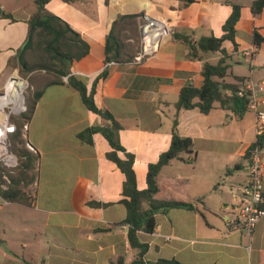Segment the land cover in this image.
I'll list each match as a JSON object with an SVG mask.
<instances>
[{
	"label": "crops",
	"instance_id": "1",
	"mask_svg": "<svg viewBox=\"0 0 264 264\" xmlns=\"http://www.w3.org/2000/svg\"><path fill=\"white\" fill-rule=\"evenodd\" d=\"M254 1L51 0L46 5L49 14L81 36L89 53L72 63L62 84L47 86L56 76L46 70L23 76L31 79L32 93L42 91L26 136L38 162L34 180L23 187V200L8 201L0 194V264H118L121 257L131 264L135 259L129 226L123 224L126 177L108 158L112 148L100 130L110 122L88 109L69 77L82 81L88 94L95 88L98 109L110 112L121 125L114 131L115 141L126 151L118 154L134 155L140 190L146 188L149 165L169 150L176 118L179 135L193 141L192 154L161 170L155 198L192 203L195 210L158 213L155 231L139 232L140 241L149 244L147 264L161 260L264 264V218L251 237L227 226L249 202L244 192L249 185V151L257 142L262 144L264 161V136L256 134L255 113L247 110L238 118L219 105L209 114L198 108L178 112L175 107L185 86H202L204 63L215 64L222 57L201 53L200 58L190 59L187 46L175 34L189 35L194 42L203 36H221L232 4L242 9L237 47L231 41L224 43L231 66L227 81L243 77L244 83H264V10L254 15ZM0 11L10 15L0 17L2 93L10 80L20 76L18 56L28 40L35 0H0ZM139 13L161 30L158 51L141 64L134 60L106 64V39L114 22ZM256 32L263 39L260 47L254 43ZM140 36L142 40L141 28ZM141 40H129L136 55ZM104 70L108 76L94 87ZM260 92L264 100V85Z\"/></svg>",
	"mask_w": 264,
	"mask_h": 264
},
{
	"label": "trees",
	"instance_id": "2",
	"mask_svg": "<svg viewBox=\"0 0 264 264\" xmlns=\"http://www.w3.org/2000/svg\"><path fill=\"white\" fill-rule=\"evenodd\" d=\"M50 1L35 0L36 11L29 22L28 40L18 56L22 71L31 73L46 70L56 76V79L47 86L62 84L63 77L68 76L70 73L72 63L81 60L89 53V45L81 39L79 34L72 30L67 22L46 11V5ZM64 1L69 2L72 0ZM194 2L195 0H186L187 4ZM232 7V14L225 22L221 36H203L194 42L189 35L175 34V38L187 46L190 59L200 58L201 53H220L222 55L221 59L215 64L204 63L202 69L204 81L201 87L189 84L181 90L179 100L175 105L178 112L183 109L198 108L201 113L209 114L217 105L234 113L238 118H242L247 112L249 99L246 94L240 95L244 78L234 77V82L227 81V77L230 76L229 69L231 66L228 63L230 56L224 49V43L231 41L237 47L235 42L236 25L240 19L242 9L241 6L236 4H232ZM251 9L254 15L261 14L264 10V0H255ZM7 16L10 15L0 11V17ZM145 23L153 24L146 19L144 13L118 17L106 39V64L132 62L135 59V46L129 40L134 39L136 43L140 42V28ZM262 40V37L256 32L254 43L257 47H260ZM28 52H33L35 55L29 57ZM107 76L108 71L104 70L96 78L94 87L101 80H105ZM28 81L31 84L30 78H28ZM69 84L80 92L84 103L91 112L101 115L110 122V125L100 130L112 148V151L107 154L108 158L118 166L126 177L122 203L127 209V217L123 224L129 226V244L136 253L135 259L131 264H147L144 259L149 250V244L140 241L139 232L153 233L157 226L156 215L158 213H167L172 209L195 210V206L192 203L158 200L155 198L159 192V173L173 160L181 158L184 154H192L193 141L190 138H184L179 135L178 120L176 118L173 125L171 146L168 151L161 155L158 162L149 165L146 188L140 190L134 169V155L125 153V157L121 158L118 154L120 151H126L115 141L114 131L121 129V125L110 112L98 109L94 99L95 88L88 94L86 85L82 81L71 77H69ZM41 96L42 91L40 90H35L33 93L29 92L24 99L21 113L12 117V122L16 124L17 130L11 137V150L20 157V165L14 173H9L4 168H0V194L8 201L23 200L25 195L23 187L28 186L34 180L38 157L27 148L23 127L25 123L31 120ZM80 137L86 139V134H82ZM256 145L261 146L262 144L257 142L254 146ZM4 175H8L11 185L5 191L2 190V185L6 184ZM100 232L103 231L101 230ZM118 264H125L123 257L119 258ZM157 264L182 263L176 260H161Z\"/></svg>",
	"mask_w": 264,
	"mask_h": 264
},
{
	"label": "built area",
	"instance_id": "3",
	"mask_svg": "<svg viewBox=\"0 0 264 264\" xmlns=\"http://www.w3.org/2000/svg\"><path fill=\"white\" fill-rule=\"evenodd\" d=\"M142 48L136 55L134 62L141 64L143 60L153 55L159 49L161 41V30L157 26L145 23L141 26ZM68 80V77L65 78ZM253 81L245 82L240 95L246 94L249 101L247 110L255 113V131L258 138L264 136V110L261 109L263 98L260 95L261 86ZM30 83L27 78L17 76L9 81L7 87L0 93V168H4L9 173L20 165V157L11 150V137L15 134L17 127L12 122L13 116H18L23 107L24 99L29 94ZM29 123L23 127V135L26 139ZM27 148L34 152V147L27 142ZM249 185L244 192L249 196V202L244 204L239 211V215L232 222H228L229 229L243 231L250 237L258 222L264 218V161L262 158V148L256 145L249 152ZM6 184L2 185L3 190H8L10 179L4 175Z\"/></svg>",
	"mask_w": 264,
	"mask_h": 264
},
{
	"label": "rangeland",
	"instance_id": "4",
	"mask_svg": "<svg viewBox=\"0 0 264 264\" xmlns=\"http://www.w3.org/2000/svg\"><path fill=\"white\" fill-rule=\"evenodd\" d=\"M240 2L242 3V4H245V2H246V0H240ZM4 4H8L7 3V1H4ZM25 74H27V73H24V71H22V69H20V76H26ZM31 90V89H30ZM29 90V92L31 93V91Z\"/></svg>",
	"mask_w": 264,
	"mask_h": 264
}]
</instances>
